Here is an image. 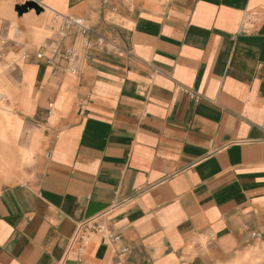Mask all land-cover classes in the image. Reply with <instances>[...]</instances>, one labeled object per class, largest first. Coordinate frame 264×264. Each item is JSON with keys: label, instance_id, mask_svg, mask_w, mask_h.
<instances>
[{"label": "crops", "instance_id": "crops-1", "mask_svg": "<svg viewBox=\"0 0 264 264\" xmlns=\"http://www.w3.org/2000/svg\"><path fill=\"white\" fill-rule=\"evenodd\" d=\"M37 2L18 19L79 18L117 49L92 40L79 76L35 51L17 68L0 168L27 162L22 117L57 124L41 172L0 187V264H232L264 242V0ZM85 220L120 238L79 250Z\"/></svg>", "mask_w": 264, "mask_h": 264}, {"label": "rangeland", "instance_id": "rangeland-1", "mask_svg": "<svg viewBox=\"0 0 264 264\" xmlns=\"http://www.w3.org/2000/svg\"><path fill=\"white\" fill-rule=\"evenodd\" d=\"M18 14L17 12L11 17L0 12V85L4 84L7 89L5 94H9L3 99L0 95V103H2L0 105L19 115L16 91L19 84L15 75L17 68L23 67L29 59L23 58L25 52L30 54L36 52L48 38L54 37L55 32L51 30V27L54 25L56 15L47 10L39 19L22 22L18 19ZM22 119L23 125L15 145L18 150H22L27 155V162L14 171L7 170L10 169V165L0 168V187L8 183L27 181L33 175L39 174L51 147L52 129L56 128L57 121L50 123L49 126L39 127L23 117ZM48 127L52 128L49 134ZM37 130H41L42 136L35 142L34 135ZM19 161L18 159L16 162ZM257 244L244 254L239 253V257L232 264H264V242L258 241Z\"/></svg>", "mask_w": 264, "mask_h": 264}, {"label": "built area", "instance_id": "built-area-1", "mask_svg": "<svg viewBox=\"0 0 264 264\" xmlns=\"http://www.w3.org/2000/svg\"><path fill=\"white\" fill-rule=\"evenodd\" d=\"M55 15V22L51 27V30L55 32L54 37L48 38L36 51V57L46 65L51 66L55 72L79 76L89 59V54L85 49L93 44L92 40H94V45L111 50L117 49L114 43L97 34L82 19L67 15ZM72 29L76 30L80 40L65 45L64 41ZM30 55V53L25 52L23 58L28 59ZM94 236H101L105 241H114L120 238L119 234L111 231L104 223L96 220H85L78 223L72 239L73 244L82 251ZM126 250L127 248H123L120 253H124Z\"/></svg>", "mask_w": 264, "mask_h": 264}, {"label": "water", "instance_id": "water-1", "mask_svg": "<svg viewBox=\"0 0 264 264\" xmlns=\"http://www.w3.org/2000/svg\"><path fill=\"white\" fill-rule=\"evenodd\" d=\"M16 11L22 15L29 10H35L38 14L42 12V6L37 2V0H28L23 4H18L15 6Z\"/></svg>", "mask_w": 264, "mask_h": 264}, {"label": "bare ground", "instance_id": "bare-ground-1", "mask_svg": "<svg viewBox=\"0 0 264 264\" xmlns=\"http://www.w3.org/2000/svg\"><path fill=\"white\" fill-rule=\"evenodd\" d=\"M8 95V94H7ZM14 143V142H13ZM17 159H19V158H17ZM13 161V160H12Z\"/></svg>", "mask_w": 264, "mask_h": 264}]
</instances>
